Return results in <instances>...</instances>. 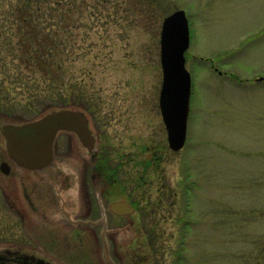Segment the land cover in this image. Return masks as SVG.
Returning a JSON list of instances; mask_svg holds the SVG:
<instances>
[{"label":"rangeland","instance_id":"obj_1","mask_svg":"<svg viewBox=\"0 0 264 264\" xmlns=\"http://www.w3.org/2000/svg\"><path fill=\"white\" fill-rule=\"evenodd\" d=\"M177 10L188 19L192 85L186 144L174 152L158 105L159 42L163 19ZM260 76L264 0H0V125L68 106L85 113L111 183L108 204L135 208L132 239L125 231L118 237L122 261L106 249L112 263L264 264ZM66 136L56 140L60 150ZM2 161L10 163L0 136ZM10 166L9 176L0 171V243L33 246L54 237L48 250L65 264H110L98 229L19 227L15 212L35 220ZM71 192L73 219L94 220V187L92 211L78 187Z\"/></svg>","mask_w":264,"mask_h":264},{"label":"flooded vegetation","instance_id":"obj_2","mask_svg":"<svg viewBox=\"0 0 264 264\" xmlns=\"http://www.w3.org/2000/svg\"><path fill=\"white\" fill-rule=\"evenodd\" d=\"M256 80L263 81L264 77L260 76ZM66 137L68 139L63 150H60L55 144L52 163L46 169L30 172L29 174V171L10 162L18 168L17 173H15L16 182L20 184L22 199L35 220L30 222V220L26 219V213L22 211L15 212L20 223L18 226H29L31 230H39L46 233L55 232L56 230H58V233L65 232L66 230L69 233L71 224L68 219V214L70 211L64 207L60 209L59 204L62 201L58 200L55 195L50 193V188L48 186L56 183L59 193H64L65 195L71 190L72 185H76L79 191L80 203L82 200L84 206L87 204L88 211H92V203L89 198L90 184L94 187L96 200H99V202L97 201L96 203L98 216L94 219L97 225L93 229H98L99 231V242L101 246L104 230H116L106 235V242L108 247L113 250V258L120 261L122 255L121 252H119L118 237L120 232L118 231L124 228L125 232L130 233L132 239L135 230L131 217L135 213V208L130 202H126L134 209L132 214L122 216L110 211V205L113 202L108 204V195L105 189L111 183L108 181L109 177L108 179L106 178L107 168L103 166L101 151L98 149L90 151L88 146L83 145L74 134L68 133ZM72 143L80 145L86 155H82V152H79L78 148ZM9 167L10 174L12 168L11 166ZM9 174L5 176H9ZM88 179L90 180L89 182ZM4 196L6 199V206L11 207L6 193ZM55 208L59 210V214L55 212ZM55 216L57 217L55 218ZM54 240V237L47 240L45 237H41L39 240L35 241L33 246H24L21 243L12 241L2 242L0 243V264H65V257L63 254L60 256V253L55 254L48 250L53 246ZM64 241H61V243H65ZM79 242L84 245L86 244L85 241ZM133 242L134 241L127 242V249L128 251L130 250L129 254H131V256H136L137 252L134 251L135 246ZM115 264L118 263L115 262Z\"/></svg>","mask_w":264,"mask_h":264},{"label":"water","instance_id":"obj_3","mask_svg":"<svg viewBox=\"0 0 264 264\" xmlns=\"http://www.w3.org/2000/svg\"><path fill=\"white\" fill-rule=\"evenodd\" d=\"M160 65L162 83L159 92V108L171 150L179 151L186 139L189 114L191 78L185 68L184 52L189 46L188 21L183 11H176L165 17L160 31ZM73 132L91 147L92 139L88 122L83 112L72 109L52 110L38 119L23 124H3L0 133L5 150L14 163L28 170H41L52 160V149L56 135ZM0 170L9 173V167L2 163ZM112 209L129 212L122 204ZM88 225L87 222H80ZM104 243L107 262V246ZM112 264L111 262H109Z\"/></svg>","mask_w":264,"mask_h":264},{"label":"trees","instance_id":"obj_4","mask_svg":"<svg viewBox=\"0 0 264 264\" xmlns=\"http://www.w3.org/2000/svg\"><path fill=\"white\" fill-rule=\"evenodd\" d=\"M44 41H45V39H44ZM47 42V41H46Z\"/></svg>","mask_w":264,"mask_h":264}]
</instances>
